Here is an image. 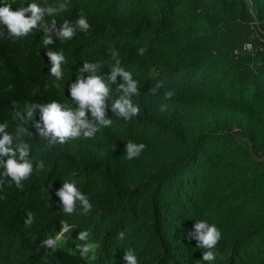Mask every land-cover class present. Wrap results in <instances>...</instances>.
<instances>
[{"label": "trees", "instance_id": "1", "mask_svg": "<svg viewBox=\"0 0 264 264\" xmlns=\"http://www.w3.org/2000/svg\"><path fill=\"white\" fill-rule=\"evenodd\" d=\"M30 3H64L49 23L83 13L91 29L54 37L45 48L39 31L17 41L0 28V123L15 133L14 104L75 107L68 85L84 61L100 62L99 74L117 60L131 72L140 113L125 121L109 108L113 123L94 139L51 148L27 125L31 177L23 190L0 177V264H126V250L138 264H264V0H0L14 10ZM109 49L119 51L117 60ZM48 50L66 57L59 81L48 73ZM165 89L174 90L171 100ZM129 141L146 145L133 160L125 156ZM64 181L89 199L88 214L79 205L71 215L60 211L56 191ZM29 212L35 219L26 227ZM198 220L222 234L213 261L186 239ZM61 221L70 231L56 251L45 249L41 242L59 233ZM81 231L87 241L77 239ZM85 243L90 251L81 256L77 245Z\"/></svg>", "mask_w": 264, "mask_h": 264}, {"label": "clouds", "instance_id": "2", "mask_svg": "<svg viewBox=\"0 0 264 264\" xmlns=\"http://www.w3.org/2000/svg\"><path fill=\"white\" fill-rule=\"evenodd\" d=\"M64 3L58 6L30 3L28 6H22L13 9L11 4L0 6V28L5 29L7 37L20 40L27 38L34 30L42 33L41 40L45 48L55 43V39L61 41L71 40L77 32L88 33L91 25L86 16L81 13L73 21L64 20L59 26L55 19L50 23L46 17H55L66 10ZM0 36H4V31L0 30ZM55 37V39H54ZM140 56L146 52L144 47L137 49ZM109 55L113 60H117L119 51L109 49ZM49 62L48 73L56 81L63 78L64 72L62 65L66 63V57L62 51L46 52ZM100 62L84 61L79 69L81 75L76 76L74 82L68 85L70 100L75 107L52 100L43 104H27L23 110L15 108L12 117L17 121L15 133L10 132L7 122L0 123V177H6L11 180L18 189L23 190V182L28 180L33 173V162L30 159L31 146L23 137L34 135L27 125L31 123L36 129V135L41 140L46 141L47 148L57 144L63 145L70 140L83 137L84 139H94L97 133L102 132L104 128L110 127L113 123L108 117V110L114 116L125 121H131L140 113V107L133 103V96L139 95L138 82L133 79L131 72L124 70L119 65V61L112 65L109 74H99ZM118 77L120 81H118ZM115 85V89H113ZM59 87V84L56 85ZM164 88L163 82H157L149 91L151 95L156 96ZM115 93V94H114ZM115 95V99L112 97ZM175 95L174 90L165 89L163 96L165 100H171ZM109 100H112L109 105ZM168 105L162 104L160 111H167ZM39 112V119L36 114ZM91 116L89 117L88 113ZM144 143L127 142L125 156L128 160L138 158L145 150ZM46 150V149H45ZM37 170L44 169L43 161L36 164ZM4 180L0 179V186H3ZM59 197V209L64 214L71 215L76 211L77 205L83 210V214H88L93 205L76 186L74 182L64 181L60 189L56 191ZM34 216L31 212L27 214L25 226L30 227L34 222ZM61 230L55 237H48L41 242L45 249L56 251L59 241L63 235L70 231L71 226L67 221H61ZM88 232L81 231L77 239L87 241ZM221 232L215 224H209L206 220H198L189 231L186 239L195 241L196 246L202 249H208L202 252L203 261H213L216 259L215 253L211 251L221 240ZM119 238H124V233L119 234ZM81 256H85L90 251V245L87 243L77 245ZM126 264H138V260L133 250H126L123 256Z\"/></svg>", "mask_w": 264, "mask_h": 264}, {"label": "built area", "instance_id": "3", "mask_svg": "<svg viewBox=\"0 0 264 264\" xmlns=\"http://www.w3.org/2000/svg\"><path fill=\"white\" fill-rule=\"evenodd\" d=\"M245 48L250 50V49L252 48V45H251L250 43H247V44L245 45Z\"/></svg>", "mask_w": 264, "mask_h": 264}]
</instances>
